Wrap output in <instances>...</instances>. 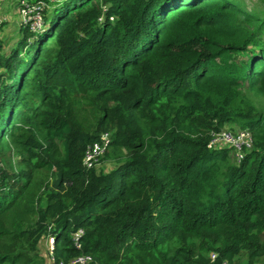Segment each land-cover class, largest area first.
Here are the masks:
<instances>
[{
    "label": "trees",
    "instance_id": "1",
    "mask_svg": "<svg viewBox=\"0 0 264 264\" xmlns=\"http://www.w3.org/2000/svg\"><path fill=\"white\" fill-rule=\"evenodd\" d=\"M42 1L39 28L0 39V264H48L50 225L56 264H264V12ZM230 124L253 134L241 160L210 146ZM105 131L116 163L88 169Z\"/></svg>",
    "mask_w": 264,
    "mask_h": 264
},
{
    "label": "built area",
    "instance_id": "2",
    "mask_svg": "<svg viewBox=\"0 0 264 264\" xmlns=\"http://www.w3.org/2000/svg\"><path fill=\"white\" fill-rule=\"evenodd\" d=\"M10 0H0V9L4 8L5 4ZM18 5V12L22 18V24L29 26L32 30L39 28L43 21V14L46 3L42 0L33 2L32 0H15ZM8 18L5 14H0V39L2 36V26L3 21H7ZM1 54V50H0ZM112 142V133L110 131H105L101 133L100 138L87 145L85 155L83 158V163L86 168L91 169L98 166L102 157L106 153L108 147ZM254 139L253 134L248 129H223L219 132L213 133L212 139L210 141V146L213 147H229L232 148L238 160L244 157L246 149L253 146ZM51 228V227H50ZM84 233L83 229L80 228L73 233V241L75 246L81 247V235ZM49 245L48 252L50 259L53 261L52 264H56L55 257V236L52 233L48 234ZM218 259V254L216 252L211 254V263L213 264ZM93 260V256L88 253L79 254L69 261H60L59 264H90ZM221 264H231L228 260H223Z\"/></svg>",
    "mask_w": 264,
    "mask_h": 264
},
{
    "label": "rangeland",
    "instance_id": "3",
    "mask_svg": "<svg viewBox=\"0 0 264 264\" xmlns=\"http://www.w3.org/2000/svg\"><path fill=\"white\" fill-rule=\"evenodd\" d=\"M245 1V6L248 8V10H256V11H263L264 12V0H243ZM0 14H7L9 21L4 25V28L2 30V40L4 39L6 42L3 43V51L5 48L9 47L12 45V43L16 42L18 39H20L23 35V31L21 30V23H22V18L21 15L18 12V5L15 0H10L8 1L4 8L0 9ZM50 14V11H49ZM9 38V39H8ZM8 39V40H7ZM262 103V102H261ZM226 128H231V129H239L240 127L235 125V124H230ZM225 128V129H226ZM116 162L111 161V160H104L101 161L97 168L100 170H105L113 167ZM50 175V173H47ZM55 179V176H49L50 183H53V180ZM50 191H44V194L42 196V205L45 206L47 204V194ZM48 245H49V239H48V234L47 236L44 237V239L39 243V249L40 253L46 256L44 259L46 260V263H52L53 261L50 259L49 256V250H48ZM41 255V254H40Z\"/></svg>",
    "mask_w": 264,
    "mask_h": 264
},
{
    "label": "clouds",
    "instance_id": "4",
    "mask_svg": "<svg viewBox=\"0 0 264 264\" xmlns=\"http://www.w3.org/2000/svg\"><path fill=\"white\" fill-rule=\"evenodd\" d=\"M228 129H231V128H228ZM239 129H245V128H239ZM232 130H236V129H232ZM237 130H238V129H237ZM248 130H249V129H248ZM50 227L52 228V225L49 226V232H48V234H49V233H52V231H51L52 229H51ZM73 233H74V232H73ZM73 233H72V238H73ZM52 234H53V233H52ZM53 235H54V234H53ZM217 254H218V253H217ZM214 263H215V262H214ZM221 263H222V262H221ZM230 263H231V262H230ZM211 264H212V263H211Z\"/></svg>",
    "mask_w": 264,
    "mask_h": 264
},
{
    "label": "crops",
    "instance_id": "5",
    "mask_svg": "<svg viewBox=\"0 0 264 264\" xmlns=\"http://www.w3.org/2000/svg\"><path fill=\"white\" fill-rule=\"evenodd\" d=\"M6 16H7V18H8V15H7V14H6ZM8 21H9V19H8L6 22H8ZM2 35H3V34H2ZM8 39H9V38H8ZM8 39H7V40H8ZM4 41H5V40H4ZM5 42H6V41H5Z\"/></svg>",
    "mask_w": 264,
    "mask_h": 264
}]
</instances>
